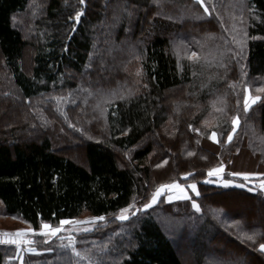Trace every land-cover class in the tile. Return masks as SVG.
<instances>
[{"label":"trees","instance_id":"1","mask_svg":"<svg viewBox=\"0 0 264 264\" xmlns=\"http://www.w3.org/2000/svg\"><path fill=\"white\" fill-rule=\"evenodd\" d=\"M205 4L0 0V217L36 230L21 261L0 241V264H264V190L232 175L264 173V0ZM221 165L239 184L207 181ZM174 181L199 211L143 209ZM86 216L105 220L72 236L80 257L37 233Z\"/></svg>","mask_w":264,"mask_h":264},{"label":"snow or ice","instance_id":"2","mask_svg":"<svg viewBox=\"0 0 264 264\" xmlns=\"http://www.w3.org/2000/svg\"><path fill=\"white\" fill-rule=\"evenodd\" d=\"M197 2L201 5H204V11L208 12L209 7H211V5H207L205 4V0H197ZM81 3H84V0H81ZM83 15V12H77L74 19L79 22L80 16ZM243 35L245 37L248 36L247 32L245 31L243 33ZM252 39H255L256 37H250ZM237 43H240L241 48H243L245 46V42L244 41H237ZM197 54L195 52L192 53V56L195 57ZM236 55H240V52H237ZM261 99L260 96H252V95H248L247 97H245L244 100V107L245 109L249 108L252 104H255L257 101H259ZM233 125H238L239 123V117L237 116L236 118H234L232 120ZM235 127L232 128V132H235ZM211 139L213 141L219 142L217 140V136L216 133L213 132ZM227 140L230 142L232 140V135H228ZM167 161H165L166 163ZM224 171V166L221 165L218 168H213L209 171V176H219L221 173H223ZM233 176H242L244 178V180H248L251 176L253 175H264V173H248V172H233L232 173ZM233 183V181L230 180H224L223 181V185L225 187L231 185ZM241 187H244L245 185H240ZM261 188H264V182H261L260 184ZM189 189L192 193L195 194V196L199 197L201 194L198 190L197 184L196 183H192L188 186V188H186L183 184L181 183H177V182H173V183H169V184H160L159 187L155 190V192L153 193V195L151 196V199L149 202H146L142 205L143 209L147 210L149 208H151L154 204L157 203L158 198L164 194L166 191L168 193H175V195H168V199L169 201L173 200V199H186V200H190L191 201V206L196 209L197 211L200 210V205L199 203L192 198L191 195H189ZM253 191L255 189H252ZM135 206L130 204L122 209H120V215L118 217V219L122 220V221H126L129 219V212L134 208ZM141 209L139 207H135V211L139 212ZM105 217L103 216H99V217H92L89 220H84V221H73L70 219H61L59 222V226L53 227L47 223H44L42 228L40 229V233L42 235H46V236H55L58 233H60L61 231H63V226L67 225V224H71L73 222H75L76 224H88L94 221H98V220H104ZM29 231L35 232L36 230L33 229H28V230H24V229H20V230H16V232H4L2 235L5 237H8L9 243L15 244V245H22V244H31L32 241L26 239L27 233ZM85 231H87V229H85ZM245 237L248 241H254L256 239V235H248L247 233H245ZM66 247H70L71 251L73 254H75L77 257L81 256V252H79L76 247L75 244L73 242V237H69V244L66 245ZM259 252L264 253V242L259 243L258 245V249ZM29 252H34L36 251V249L29 247L28 248ZM89 264H92V261H89Z\"/></svg>","mask_w":264,"mask_h":264},{"label":"rangeland","instance_id":"3","mask_svg":"<svg viewBox=\"0 0 264 264\" xmlns=\"http://www.w3.org/2000/svg\"><path fill=\"white\" fill-rule=\"evenodd\" d=\"M249 94L252 95V96H257V95H254L251 92L249 86H246L245 97H247ZM216 136H217V134H216ZM218 167H220V166H218ZM218 167H216V168H218ZM236 167H241V168L244 167V168H246L247 166L245 164L244 165L238 164ZM248 173H251V172H248ZM238 178L244 179L242 176H237V179ZM237 179L234 177V179H233L234 181H233V183L231 185L239 184V183H236L237 181H239ZM224 180H230L229 178H226V176H225V168H224L223 173H221L219 176H208V179H207L208 182L216 183V184H219V185H223V181ZM245 181H248L249 184H251V185H256L259 188H261L260 184H261V182H264V178H261V175H253L248 180H245ZM174 182L181 183L186 188H188V186L190 184L195 183V182H191V181H185V182L174 181ZM261 189L264 190V188H261ZM168 195H175V193H168L166 191L164 194H162L158 198V200H160L161 198H165L166 200H169L168 199ZM189 195L193 196L195 194L192 193L190 191V189H189ZM231 197H233V196H231ZM232 199H235V198L233 197ZM173 200H177V199H173ZM132 213L134 214V213H136V211L134 209H132L129 212L128 215L130 216ZM119 215H120V213L116 214L115 217L118 218ZM90 218H92V216H86V217H82L80 219H74L73 221H77V220L78 221H84V220H89ZM104 220H98V221H94V222H91V223H88V224H76L75 222H73L71 224L64 225L63 226L64 230L61 231L60 233H58L57 235H55V236H46L45 235V236H46V239H51V238H55V237H60V238L68 237L69 238V237H72L76 233L84 232L85 229H87V230L92 229L96 225H98L100 223H103ZM47 224H49V225H51L53 227L59 226V223L58 224H54V225H52L50 223H47ZM0 226L6 227L8 229L7 230L8 232H13V233L16 232V230H20V229H24V230L30 229V228L21 227L22 223L20 221H17V220H15L13 218H10V217H0ZM37 233H40V230ZM2 234H0V235H2ZM34 234H35V232L29 231L27 233L26 239L30 240V237L34 236ZM0 241L3 242L2 240H0ZM24 247H26V250L28 251V248L32 247V246H31V244L30 245L29 244L16 245L17 256H15V257H19L20 261H21L23 252L25 250ZM186 257H187V261H190L191 259H193L194 254L193 253H186Z\"/></svg>","mask_w":264,"mask_h":264},{"label":"water","instance_id":"4","mask_svg":"<svg viewBox=\"0 0 264 264\" xmlns=\"http://www.w3.org/2000/svg\"><path fill=\"white\" fill-rule=\"evenodd\" d=\"M0 240H2L3 242H8L9 238L3 235H0Z\"/></svg>","mask_w":264,"mask_h":264}]
</instances>
